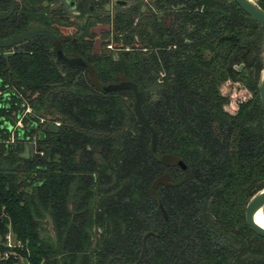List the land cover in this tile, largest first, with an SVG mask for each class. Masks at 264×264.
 <instances>
[{
  "label": "trees",
  "instance_id": "trees-1",
  "mask_svg": "<svg viewBox=\"0 0 264 264\" xmlns=\"http://www.w3.org/2000/svg\"><path fill=\"white\" fill-rule=\"evenodd\" d=\"M140 2L110 15L108 0H77L73 22L62 0H14L0 20V39L32 27L59 34L0 48V140L2 121L30 108L13 142L0 141V253L9 234L30 264H264V238L244 218L264 188V29L233 0ZM57 47L88 66L61 64ZM125 79L142 91L155 153L132 92L98 88ZM228 79L250 93L233 113L219 89ZM46 121L60 122V138L46 130L37 142H53L56 160L20 157L19 134Z\"/></svg>",
  "mask_w": 264,
  "mask_h": 264
},
{
  "label": "water",
  "instance_id": "water-1",
  "mask_svg": "<svg viewBox=\"0 0 264 264\" xmlns=\"http://www.w3.org/2000/svg\"><path fill=\"white\" fill-rule=\"evenodd\" d=\"M3 2H7L9 4V8L7 10H0V20L7 18L14 10V0H0ZM236 4L246 12L250 17H252L263 29H264V9L261 8L255 0H233ZM45 35L51 39H55L57 36L56 34L48 28L44 27H32L27 30H24L20 33L14 34L8 38L0 39V48L3 47H11L16 45L24 40L35 36ZM57 57L69 64V65H76V66H86L87 64L84 62L83 59L79 57H72L67 58L63 55L61 50H57ZM237 70H240L242 67V63L234 65ZM98 88L102 91L110 92L116 91L120 89H129L133 94V111L136 118L141 122V124L148 130L150 136V150L152 153H155L156 143H157V132L153 125L149 123L147 120L144 112L142 111L141 104H142V91L137 83L125 79L120 80L117 82H112L108 84H98ZM258 93L259 99L264 107V67L261 71V75L258 81ZM45 130L49 132H56L58 128L52 121H46L41 128L37 131L38 139L41 140L44 137ZM34 148L32 143H25L23 145V151L19 154L22 158H29L33 155ZM50 155L49 148L47 149V156ZM181 168H185V165L181 162ZM156 203L163 214L164 208L161 204L159 198H156ZM264 205V188L257 191L255 194L251 196V198L247 201L244 209V218L247 226L251 229L252 232L264 238V227L260 226L254 221V213L257 210L262 211V207ZM153 231H147L143 234L141 240V248L138 254V257L134 263L139 262L145 253L146 250V239L148 236L152 235ZM120 259L118 256L109 257L104 264H110L113 259Z\"/></svg>",
  "mask_w": 264,
  "mask_h": 264
},
{
  "label": "flooded vegetation",
  "instance_id": "flooded-vegetation-1",
  "mask_svg": "<svg viewBox=\"0 0 264 264\" xmlns=\"http://www.w3.org/2000/svg\"><path fill=\"white\" fill-rule=\"evenodd\" d=\"M133 1L134 0H108V5H107L106 8H104V12H108L110 15H112L113 12L116 9H118V8L122 10L124 8L129 7L130 4L133 3ZM140 1H141L140 2V4H141L140 11L145 10L147 7H152L154 9V6H153L154 0H140ZM62 3L67 8V10L70 12L71 20L73 22H79V21H76V19H75V16H78V14H79V11L77 10V0H62ZM92 9L93 8H92L91 3H88L87 4V12L88 13L87 14H89ZM87 14L85 13V15L83 17V20L84 21H85V19H87V16H86ZM71 29H72V27H71ZM53 32L56 34L57 37L55 39H52V40H58L59 39V34L56 33L55 31H53ZM107 47L110 48V49H112V50H114L113 47L110 44H108ZM57 50H61L62 53H63V55L65 57H67V58L79 57V58L83 59L84 62L87 64V61L83 57H81L79 55H74V54H71V55L70 54H66L60 47H57V48H55L54 55H55L56 60H58L61 64L68 65V66H76V65H69V64L61 61L57 57V53H56ZM112 53L114 54V51ZM87 66L88 65H86V66H76V67L84 68V67H87ZM40 121H43V119H40ZM53 123L56 125V127L58 128V130L56 132H50V133H52L53 136H54V138L56 140H58L60 138V135H59V125H60V122L59 121H54ZM41 126L39 128H41ZM35 127H37V125H35ZM39 128L36 129V133L39 130ZM20 139H22L23 145L25 143H32L33 144V148H34V153L33 154L39 153V154H46L47 155V149L49 148L50 155L52 154L51 152L53 151L52 158L54 160H56V157H58V154L59 153L55 151V144L53 142H43V143L39 144L37 142V140H38V135L37 134L36 135H32V137L24 136L23 138H20ZM42 139H44V137ZM39 147H41L42 149L39 150Z\"/></svg>",
  "mask_w": 264,
  "mask_h": 264
},
{
  "label": "built area",
  "instance_id": "built-area-1",
  "mask_svg": "<svg viewBox=\"0 0 264 264\" xmlns=\"http://www.w3.org/2000/svg\"><path fill=\"white\" fill-rule=\"evenodd\" d=\"M5 91H6V88L0 89V95L4 96V100L6 99ZM27 112H30V108L28 107V105H25L23 107L22 111L19 112L14 117V122L12 124L11 129L4 127L3 121H2L1 126H2V128L5 129L4 131H7L9 133V139H4V140H0V141L4 142L5 144H9V143L13 142L15 130L22 128V126H23L22 119ZM23 137H24V135L21 132L19 134V139L23 138ZM19 141H22V139H20ZM4 245H5L6 249L0 253V264H30L28 259L24 258L19 252V250H22L24 248V246L21 242L14 241L12 239V237L9 234H7L6 235V241H5ZM17 248L19 250H17Z\"/></svg>",
  "mask_w": 264,
  "mask_h": 264
},
{
  "label": "rangeland",
  "instance_id": "rangeland-1",
  "mask_svg": "<svg viewBox=\"0 0 264 264\" xmlns=\"http://www.w3.org/2000/svg\"><path fill=\"white\" fill-rule=\"evenodd\" d=\"M262 56L264 57V50L262 51ZM219 89L222 94L227 95L229 97V102L224 105V109L230 113H233L236 110L239 101L246 100L250 97L249 91L243 86L240 81L237 80L233 81L228 79L220 85ZM3 100L4 96L0 95V106L2 105ZM3 125L8 129H11L12 127V124L7 121L3 122ZM262 216L264 217L263 211Z\"/></svg>",
  "mask_w": 264,
  "mask_h": 264
},
{
  "label": "bare ground",
  "instance_id": "bare-ground-1",
  "mask_svg": "<svg viewBox=\"0 0 264 264\" xmlns=\"http://www.w3.org/2000/svg\"><path fill=\"white\" fill-rule=\"evenodd\" d=\"M254 221L259 224L260 226L264 227V217L262 216V211L257 210L254 215Z\"/></svg>",
  "mask_w": 264,
  "mask_h": 264
}]
</instances>
